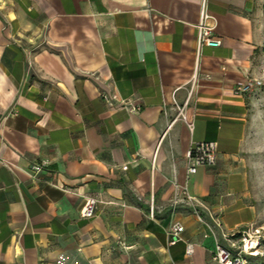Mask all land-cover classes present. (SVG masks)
I'll list each match as a JSON object with an SVG mask.
<instances>
[{
	"label": "crops",
	"instance_id": "crops-1",
	"mask_svg": "<svg viewBox=\"0 0 264 264\" xmlns=\"http://www.w3.org/2000/svg\"><path fill=\"white\" fill-rule=\"evenodd\" d=\"M201 1L0 0V264H219L195 208L262 227L238 88L264 66V0H207L221 45L197 61ZM199 141L216 162L188 175Z\"/></svg>",
	"mask_w": 264,
	"mask_h": 264
},
{
	"label": "built area",
	"instance_id": "built-area-1",
	"mask_svg": "<svg viewBox=\"0 0 264 264\" xmlns=\"http://www.w3.org/2000/svg\"><path fill=\"white\" fill-rule=\"evenodd\" d=\"M213 16L207 9V0H202L199 11V21L196 25L197 36L195 45V56L198 59L201 56V51L204 46L218 47L221 45V39L214 33V26L211 23ZM260 85V81L252 79L246 83L239 85L238 90L241 92L251 91ZM191 92V91H190ZM189 92V96H190ZM185 105V104H184ZM139 106L130 105L131 111H136ZM177 117L186 121V115L183 106H177ZM217 143L215 141H199L196 142L187 152V174H193L200 166L211 167L216 162ZM47 166L46 161H40L30 167L33 175L42 171ZM122 169H126L127 165H123ZM184 196L188 201H195L194 197L189 195L186 187L184 188ZM97 199L87 198L82 204L79 214L81 217H92L95 214ZM207 218L195 208V214L199 222L203 225L205 232L204 238H210L213 242L212 259L219 264H250L248 257H258L262 255L259 248L261 240L264 236L261 235L259 228L248 227L236 232H227L223 229L221 221L217 216L207 211ZM183 227L174 223L169 229L171 238L169 244H174L180 239L179 233ZM219 230L220 238L216 232ZM186 254L190 255L193 252V245L187 243Z\"/></svg>",
	"mask_w": 264,
	"mask_h": 264
},
{
	"label": "rangeland",
	"instance_id": "rangeland-1",
	"mask_svg": "<svg viewBox=\"0 0 264 264\" xmlns=\"http://www.w3.org/2000/svg\"><path fill=\"white\" fill-rule=\"evenodd\" d=\"M257 80L260 85L245 92L250 98L247 135L241 158L247 179V192L257 206V221L262 226L259 229L264 236V66ZM259 248L262 255L248 257L250 264H264V239L261 240Z\"/></svg>",
	"mask_w": 264,
	"mask_h": 264
},
{
	"label": "trees",
	"instance_id": "trees-1",
	"mask_svg": "<svg viewBox=\"0 0 264 264\" xmlns=\"http://www.w3.org/2000/svg\"><path fill=\"white\" fill-rule=\"evenodd\" d=\"M263 15H264V5H263ZM262 48H263V51H264V43H263ZM251 258H256V257H251Z\"/></svg>",
	"mask_w": 264,
	"mask_h": 264
}]
</instances>
